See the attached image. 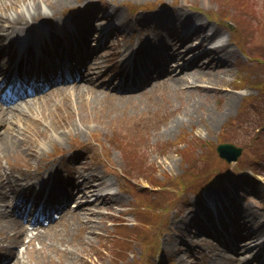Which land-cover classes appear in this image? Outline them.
Here are the masks:
<instances>
[{
	"label": "rangeland",
	"instance_id": "rangeland-1",
	"mask_svg": "<svg viewBox=\"0 0 264 264\" xmlns=\"http://www.w3.org/2000/svg\"><path fill=\"white\" fill-rule=\"evenodd\" d=\"M2 2L4 1L0 0V3ZM84 3H94L98 6L106 3L109 8H116L118 13L127 20L137 16L148 19L160 12L158 16L164 19L171 17L169 19L176 21L190 15L192 20L198 18L203 20L204 24L214 26L219 35H222V40L229 38V48L233 53L229 56V72H218L215 65H212V73L217 71L215 83L232 93L234 105L226 110L227 95L219 96V93L215 91L209 93L194 91L191 86L190 90H184L186 83L178 84L176 81L173 82L176 87L168 85L154 91H147L146 86L140 92L123 93L121 95L133 96L131 100L123 102L115 100L119 96L116 91L104 90L99 98L95 97L91 103L89 102V106L95 107L97 112H89L88 110L91 109L81 110L75 104L73 97L69 111L67 110L68 115L72 114V125L67 126L71 128L69 130L72 133H64L58 137L50 129L52 140L41 141L38 145L39 152H42L43 156L55 158L60 171L68 173L69 170H77L74 167V160L64 154H57L53 148L61 152L77 148L85 161L96 164L94 167H98L101 173L103 169H108L106 171L115 174L108 180L116 181L117 177L119 186L115 193L117 199L111 208L105 205L100 207V214L96 213L93 218L95 225L93 232L88 238L84 236L82 241H80L79 230L68 225V218L65 217L53 229L43 234L42 247L50 257L36 254V258H44L41 263L29 260L28 264H86L87 261L88 264H114L116 260L112 257L114 256L112 253L121 249L117 247L118 240L115 237L111 238L114 233V223L118 221V218L134 222L135 217L132 211H129L132 209L131 205L135 206L134 196L141 197L146 204L144 206L146 218L153 215V208L149 206L155 202L153 197L158 203L160 199L151 190L154 186L152 182L159 184L154 186L157 190L164 187L171 189L165 193L164 201L173 204L174 208L169 207L165 214L159 215V218L163 216L161 221L166 222L167 232L165 234L164 229L160 231L162 224L160 219L154 216L156 223L153 224V228L158 236H155L154 244L149 251L145 252L143 246L137 243V240L145 241L146 238H153L150 236L152 231L148 232V228L147 232L137 235L132 241V249L129 251L131 261H120L119 264H139L144 253H147L148 259L153 254V258L165 256L170 262L174 259L177 263L178 255L181 254L189 261L186 264H192L191 261L196 260L193 255L195 250L209 251L210 255L200 256V259L198 255L195 264L221 261L226 256V252L219 246L213 245L214 227H210L207 232L192 233L194 228L191 217L197 210L189 205L194 202L195 193L199 188L201 189L209 181L219 179L221 186L224 185L226 189L234 193L233 199L246 212V217L250 221L253 220L256 225L263 224L264 228V0H71L62 7L65 8L63 13L41 16L39 19L43 18V20L37 19L35 23L49 24L46 20L55 21L61 13L63 18L65 16L63 14L68 9L75 13L81 9L76 13L80 20L84 14L91 11L83 7ZM25 4L21 3L17 8ZM36 4L43 6L45 3L41 1ZM156 6L165 9L152 10ZM250 12L259 15L258 25L254 23L250 25V21L243 18L244 14L249 15ZM219 17L221 20L224 17L228 21H234L237 32L228 33L226 27L218 22ZM240 26L244 29L241 30ZM145 27L146 33H152L150 25ZM145 27L138 24L131 30L118 28L119 30H116L120 34L119 38L113 36L117 33L114 30L108 37V42L116 44L118 51L121 48H131V45L136 43L128 41V38L138 41L140 38L138 35H141V30L143 31ZM104 50L106 49L102 48L99 52L104 59L103 63L107 64L105 56L109 51ZM206 60L207 58L202 57L199 62L201 64ZM176 71L173 69L174 74ZM73 88H67V90L72 92ZM85 95L88 96L87 93ZM61 98L63 94H60L55 101ZM130 102L135 104L134 108L129 105ZM186 102L193 104L187 110L182 109V105ZM55 103L53 102L51 106ZM38 109L39 107L33 108L30 112H33V116L41 119L44 124L52 123L53 126L54 117L59 110L57 113L55 111V114H48L51 116L49 117L43 116ZM146 109L150 111L145 112ZM32 119L29 117L27 122ZM255 120H258L257 123L248 130L250 126H246L247 122ZM171 122L176 124L170 129ZM15 123L25 127L23 120L22 122L16 120ZM134 125L139 128H128ZM18 136L21 137L20 134ZM78 142H81L82 146ZM221 142H231L242 148L236 161L226 162L218 156L216 145ZM18 153L12 152L11 157L19 167H25L28 158L21 153L20 160ZM61 157L69 163L61 162ZM43 158H36L34 161ZM253 170L260 172L261 175L254 174ZM121 171H125L129 176H123ZM205 177L208 180L205 181ZM146 179L151 182L150 186ZM167 180L168 182H165ZM144 185L148 187L141 190L139 186ZM179 207L183 208L186 214L185 219L179 217L182 215V212H177ZM228 213L230 215L231 212ZM234 214L238 216L236 212ZM206 222L207 220L204 221L205 225ZM170 224L173 226V233L168 231ZM199 225L198 222L195 227ZM242 233L247 232L242 230ZM22 237L25 241L28 239L24 235ZM173 239L185 244L178 247H187L188 250L176 252L177 247L169 245ZM34 244L37 247L41 246L38 239L34 240ZM116 247L118 250H114ZM62 248L72 249V253L66 256V263L57 253ZM133 254H135L134 258ZM46 258H51V261ZM149 261L159 264L157 260L149 259Z\"/></svg>",
	"mask_w": 264,
	"mask_h": 264
},
{
	"label": "bare ground",
	"instance_id": "bare-ground-1",
	"mask_svg": "<svg viewBox=\"0 0 264 264\" xmlns=\"http://www.w3.org/2000/svg\"><path fill=\"white\" fill-rule=\"evenodd\" d=\"M4 2L0 3V55L1 53L4 54L3 50L8 49V53L6 56L10 60L13 59L15 55V50L13 47L15 45H19L23 39H27V41L31 40L30 44H26V48L23 50L22 55L18 59L16 65L19 69L22 65L28 66V61L32 60L35 53L33 52V48L36 46V43H39L41 46V50L44 53L50 54L52 49H55L57 45L59 50H55L56 56H59L61 60L65 58H72L76 59V55H82L88 47V42L91 37L96 36L100 32V25L104 21L111 22L110 28H121V29H128L130 30L134 27V24H140V19H133L127 20L123 16L118 13L116 8H109L106 3H102V5H95L91 4L90 9L92 12L91 21H89L90 17L86 20L85 26L83 22L81 25L76 26L77 34L75 35L71 30L64 31L63 35L66 39H68V45L65 47L64 44H61L60 39L57 38L56 31L51 32L49 41L36 40L35 36L32 34L35 31V26L33 24L34 20L41 18V16L46 15H53L64 9L65 3L71 2V0H35L31 1L28 0L27 2L24 0H3ZM44 2L43 6L37 5L36 3ZM26 3L25 6L18 7L19 4ZM11 9V10H10ZM49 10V11H48ZM243 18L251 23L256 25L259 24V15L254 14L252 12L249 15L244 14ZM169 19V18H168ZM166 19L165 21H161V23L156 26L153 24V19L150 20H143V24L152 25L156 30H153L151 34H143L141 37V47L140 50L135 53V59H138V62L142 64L144 61H149L150 63H154L153 68L151 71L153 73L158 74L157 77L151 79L149 81L150 86L147 88V91H154L163 86L170 85L174 87V81L178 84L186 83V86L183 88L184 90H190V86L193 87L194 91H202L204 93H209L210 91H215L219 93L218 95H227V99L225 102V109L229 110L232 105H234V100L231 98L232 93L228 89H223L221 86H217L216 82V72H229L230 70V60L229 56L233 53L232 49L229 47L230 40L229 38L223 41V43L213 46L212 49L210 48H203V43L212 40L213 38L219 37V32L214 26H209L204 24L202 21L196 20L192 22L190 18L187 16L184 18L180 24L183 25L185 28L192 27L191 33L188 35L179 36L173 30L176 22L172 19ZM192 23V24H191ZM58 26V23L57 25ZM151 26V27H152ZM25 27V28H24ZM240 29L243 30L244 28L240 26ZM250 29V26H249ZM27 32V34L25 33ZM82 32H86V37H82L80 40L74 38L76 36H80ZM150 35L153 37L150 39ZM192 37L199 38V40H194L192 42ZM70 39V40H69ZM4 42V43H3ZM1 43H3L1 45ZM166 51L163 54V51ZM200 50L199 54H194L196 51ZM16 53L19 51L16 49ZM54 56V55H53ZM86 56V53H85ZM159 56L162 57L163 60L160 63L155 62V58ZM100 56L94 57V64L91 68V73H95L93 75L87 74L86 72H80L79 78L77 81L71 82L74 86L76 83L80 82L73 88L72 92H66L67 88H63L64 97L60 102L55 101L56 103L52 105L54 102L53 98H43L42 100L38 97L37 101L31 106H22V102H15L11 105H2L0 104V123L7 121L6 127L0 130V153H6L10 151H17L19 149H24L27 151V157L29 158H36L37 157V150H36V143L37 141H31V137L35 133L42 136L43 139H49V131L46 133L40 132L46 129L37 128L35 125L31 123H37V126L42 128H50L52 127L53 131H57L58 129H71L67 128L68 125H72V114L67 113L69 111V105L71 99L75 98V104L81 110H88L89 112H97L95 107L89 106V102L95 97L99 98V92L101 91L99 88L102 89L101 84L99 87L95 84L94 79L97 76V72L95 70L101 68L102 64L98 61ZM205 57L207 60L200 64L199 59ZM2 58V57H1ZM187 61L185 64L180 66V70L177 74L179 76H171L170 73V61ZM76 63H80V59L75 60ZM135 61V60H134ZM44 63V57L39 59L38 64ZM0 64L4 67V62L0 60ZM0 65V67H1ZM79 65H83L79 64ZM118 65V62L114 63L111 68ZM215 65L214 73H212L211 67ZM15 68V66H14ZM54 65H45L44 70L47 75L51 74L53 71L59 72V69H55ZM2 69V68H0ZM55 69V70H54ZM70 70V68H69ZM122 71V68H121ZM70 72L73 73L72 70ZM62 74V72H60ZM121 73V72H120ZM116 73V75H118ZM221 80V79H219ZM148 81V80H147ZM221 82H223L221 80ZM60 84H68L69 82H58ZM222 84V83H221ZM103 86H108V83H102ZM135 86L125 87L130 90H138L142 89L141 87ZM176 87V86H175ZM51 88V87H50ZM49 88V89H50ZM118 89H121L118 87ZM47 90L41 93H45ZM88 94L86 96L85 94ZM43 97V95H42ZM133 98L132 95H120L115 100L118 101H129ZM34 99V98H32ZM24 101V100H21ZM154 102V101H153ZM40 104V109L38 110L43 116L48 114H55L54 117V124L52 123L43 124L42 121L39 119H32L30 123H27L25 127H21L19 124L14 123L11 121L12 115L19 111V118L23 119V121H27L29 118V111L30 109L34 108L36 105ZM142 103H140L141 105ZM129 105L134 108L135 104L130 102ZM191 105L186 102L182 105V109L187 110ZM51 106V107H50ZM95 106V105H92ZM112 106V105H111ZM113 107V106H112ZM124 109V107L122 108ZM136 109V108H135ZM134 110V109H133ZM56 111V112H55ZM132 111V110H131ZM149 109H146L145 112H149ZM55 112V113H54ZM102 114V112H100ZM224 113V112H222ZM22 114V116H20ZM10 115V116H9ZM35 115H37L35 113ZM49 116V115H48ZM51 117V116H49ZM172 121V120H171ZM177 121V120H176ZM258 120L247 122L246 126H250L247 128L248 130L252 129V127L257 123ZM22 122V121H21ZM176 123L171 122L170 129ZM136 126V125H134ZM130 126H128L129 128ZM139 128L138 126H136ZM21 135V137L18 136ZM82 157L77 161V164L81 167L79 172H76L77 176L75 177L74 174L71 175V178L68 182H66L61 187H56L53 189L52 186H48L45 183L44 179L41 185L38 186L37 190H34V183L26 184L25 180L27 178L30 179H37L41 177V172L35 173L33 177H28L27 175L20 174L14 176L11 172L6 173L0 170V255H3L4 260L7 258L8 255H17V250L14 246L19 242V236L22 232L26 230V226L24 225V221L18 215V205L19 201H22L26 195L30 194V206L35 205L37 198L40 195H46V199H56L62 197V193H66L67 197L77 196L78 204H77V213L76 221L79 222L80 226L82 227L84 233L90 234L93 232L94 225L92 224V219L95 216L94 212L86 211L87 206L85 207L82 202L85 201L83 197V193L86 191L94 190L97 186L101 185L102 178L99 173L94 169L84 164L81 160ZM36 182V181H34ZM165 182H168L165 181ZM37 183V182H36ZM19 186H25L23 191H20ZM72 188L79 189V191L72 190ZM101 202L97 203V206H104L111 208L112 205L115 203L117 197L112 193H107L103 196H100ZM97 199V198H96ZM53 202V200H51ZM56 201V200H55ZM45 203V201H44ZM41 209L46 208V204H41ZM49 207V206H47ZM57 208V207H56ZM65 209V208H63ZM62 209V211H63ZM82 211V217L79 216V212ZM246 212H244L245 214ZM65 213L64 215H66ZM54 224L55 221H52ZM240 227V226H239ZM259 226H257L258 229ZM234 230V228H232ZM41 232H36L33 234V237H37L42 235ZM255 234V232H254ZM88 238V237H87ZM173 240L171 245H173ZM264 241V240H262ZM42 243V242H41ZM236 243V242H234ZM180 241L177 243L176 247L179 246ZM240 245V244H239ZM14 248V249H13ZM249 248L246 251H249ZM38 250L43 251V247H39ZM177 250H183L182 247H178ZM71 253L64 250L62 252V256L70 255ZM20 259H17V263H19ZM182 262L183 259L180 258Z\"/></svg>",
	"mask_w": 264,
	"mask_h": 264
},
{
	"label": "water",
	"instance_id": "water-1",
	"mask_svg": "<svg viewBox=\"0 0 264 264\" xmlns=\"http://www.w3.org/2000/svg\"><path fill=\"white\" fill-rule=\"evenodd\" d=\"M216 149L218 155L227 161L235 160L241 152V148L232 143L218 144Z\"/></svg>",
	"mask_w": 264,
	"mask_h": 264
}]
</instances>
